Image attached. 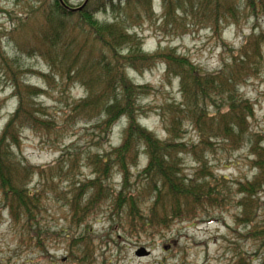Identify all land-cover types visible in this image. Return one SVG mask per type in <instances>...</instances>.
I'll list each match as a JSON object with an SVG mask.
<instances>
[{"label": "rangeland", "instance_id": "374dc122", "mask_svg": "<svg viewBox=\"0 0 264 264\" xmlns=\"http://www.w3.org/2000/svg\"><path fill=\"white\" fill-rule=\"evenodd\" d=\"M55 1L0 0V134L18 104L15 86L34 93L37 110L46 115L36 118L47 122L48 128L17 129L18 145L13 152L16 162L23 160L32 169L24 184L41 199V213L32 231L50 234L43 236L42 247H36L29 235L30 227L24 224V219L19 222L11 219L0 193V264H264V241L252 238L249 228L237 223L240 210L235 204L224 210L198 211L194 218L174 222L165 230L139 235L129 232L123 211L117 217L109 213L108 203L103 204L100 215L91 213L85 226L73 223L67 205L72 186L93 179L87 159L109 153L121 144L126 119L118 120L108 134L95 128L96 122L102 120L97 110L89 116L76 115L72 122L69 119L70 109L74 103L86 99V91L78 82L64 84L58 73H51L41 56L44 50L37 43L39 33L47 31L45 19L53 12ZM83 1L64 0L73 8ZM119 1L120 11L113 12L108 0H92L93 19L124 26L126 35L135 37L144 55L170 51L196 70L211 73L229 66L241 49H247L250 55L259 49L262 60L256 73L236 82L233 90L237 97L248 102L253 114L246 119L249 134L264 138V5L253 12L244 8L243 0H227L235 6L237 15L233 21L222 14L208 15L210 8L204 15L192 12L193 18L176 11L168 19L161 0L147 1L149 14L145 12L146 5L129 0L130 7L125 12L127 0ZM104 2L107 4L103 6ZM64 22V39L67 42L73 39L82 46V57L97 58L102 50L107 61H113L94 37H87L86 27L76 26L78 21L73 19ZM118 53L126 55L123 47ZM165 71L158 61L149 69L135 71L126 66L124 70L129 82L148 88L145 95L136 99L138 109L145 112L138 113L137 123L159 140L166 138L165 127L172 111L182 102L179 79L167 76ZM199 106L207 107L208 113L216 112L211 102ZM179 123L180 142L198 148L199 136L191 122L181 115ZM224 142L207 141L201 152L209 170L204 172L228 181L252 180L256 170L251 165L253 156L249 155L248 147L243 145L235 150ZM180 158L182 173L188 179L193 178L198 163L189 153L181 154ZM146 164L140 146L137 163L129 169V192L141 189L140 176ZM108 185L115 193L121 191V174L114 170ZM152 202L153 197L144 196L140 212L146 215ZM85 228L91 232L87 244L79 240L81 235L88 236L83 232ZM142 248L150 254L136 257L135 252Z\"/></svg>", "mask_w": 264, "mask_h": 264}, {"label": "trees", "instance_id": "16d2710c", "mask_svg": "<svg viewBox=\"0 0 264 264\" xmlns=\"http://www.w3.org/2000/svg\"><path fill=\"white\" fill-rule=\"evenodd\" d=\"M136 1L139 5H146L145 12L150 13L148 0ZM193 1L195 0H161V3L166 7L168 19L176 11L192 18L194 11L204 15L208 8V15L215 17L222 14L234 21L237 15L231 1ZM91 2L89 0L81 11H69L55 1L53 12L45 19L47 31L39 33L37 37V43L44 50L41 56L49 71L58 73L64 84L78 82L86 91V99L74 103L70 109L71 122L76 115L89 116L91 111L97 110L102 120L96 122L95 128L108 134L118 120L126 119L121 144L109 153L91 155L87 159L93 179L72 186V195L67 205L73 223L85 226L88 216L91 213L100 215L103 204L108 203L109 213L117 217L123 211L129 232L139 235L165 230L174 222L194 218L198 211L208 208L224 210L235 204L240 210L236 217L237 223L248 227L252 238L264 241V138L260 134H249L246 119L253 114L248 102L237 97L233 90L236 82L243 81L250 73H256L262 60L260 50L256 49L250 55L247 49H241L233 57L231 64L224 66L220 72H200L185 60L175 58L170 51L152 56L142 54L138 41L135 37L129 38L126 35L124 26L118 23H99L93 19L95 12L90 11ZM105 4L107 2L103 6ZM108 4L113 12H119L122 3L108 0ZM243 5L246 10L255 12L257 7L264 5V0H243ZM129 7L127 0L124 11ZM71 19L78 21L76 26L87 28V37H94V41L111 54L112 62L107 61L102 50L97 58L82 57V46L73 39L69 42L64 39V21ZM216 27L213 26L214 31ZM258 38L255 40L259 41ZM247 44L246 42L245 46ZM122 47L126 51L125 56L118 53ZM156 61L165 66L167 76L171 74L179 79L182 94L181 104L172 111L169 125L165 127L167 136L164 140L157 139L137 123L138 113L143 115L145 112L138 109L136 99L145 95L148 88L135 86L124 77L126 66L137 71L151 68ZM15 88L18 104L0 134V193L11 219L14 222L24 219V224L30 227L32 242H35L36 247H42V238L49 237V232L41 234L39 230L32 231L38 223L37 215L41 213L40 195L29 191L24 184L25 178H30L33 172L25 161H15L13 148L18 145L17 129H46L48 124L36 118L46 116L41 109L37 110L38 105L34 101L36 95L31 91L30 94L23 92L18 84ZM213 100L219 103L215 104ZM202 102H211L216 112L208 113L205 110L207 107L199 106ZM181 115L184 120L191 122L197 132L198 148L180 142ZM211 139L225 141L235 150L246 145L249 155L253 156L251 165L256 170L252 180L228 181L225 177L213 178L205 173L204 169L208 168L201 152ZM140 146L147 159L140 176L142 187L129 192V169L137 163ZM184 153L191 154L199 165L193 178L188 179L182 173L180 155ZM114 170L121 174L122 188L118 193L108 185ZM144 196L153 197L146 215L140 212L139 207ZM236 196L239 198L233 202ZM83 232L88 236L81 235L79 240L87 244L91 232L86 228ZM84 252L87 250L84 249Z\"/></svg>", "mask_w": 264, "mask_h": 264}, {"label": "water", "instance_id": "95a60500", "mask_svg": "<svg viewBox=\"0 0 264 264\" xmlns=\"http://www.w3.org/2000/svg\"><path fill=\"white\" fill-rule=\"evenodd\" d=\"M87 2H88V0H85L84 4L80 8H78V10L83 8L86 5ZM61 3H62V1H61ZM62 4H64V3H62ZM149 254L150 253L148 251H146L144 248L139 249L138 251L135 252V256L139 257V258L147 257Z\"/></svg>", "mask_w": 264, "mask_h": 264}, {"label": "flooded vegetation", "instance_id": "af4514ba", "mask_svg": "<svg viewBox=\"0 0 264 264\" xmlns=\"http://www.w3.org/2000/svg\"><path fill=\"white\" fill-rule=\"evenodd\" d=\"M58 1V4L60 5V6H62V7H64L65 9H67V10H69V11H81L83 8H81V9H79L78 10V8H80L83 4H84V2H85V0L82 2V4L79 6V7H77V8H73V7H70V6H68L67 5V3L66 2H64V0H61L62 1V3H64V4H62L61 3V1L60 0H57ZM89 1V0H88ZM88 3V2H87ZM86 3V4H87Z\"/></svg>", "mask_w": 264, "mask_h": 264}]
</instances>
